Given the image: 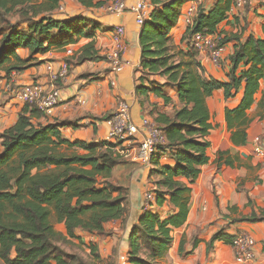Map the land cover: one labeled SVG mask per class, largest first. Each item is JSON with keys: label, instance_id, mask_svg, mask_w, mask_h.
<instances>
[{"label": "trees", "instance_id": "1", "mask_svg": "<svg viewBox=\"0 0 264 264\" xmlns=\"http://www.w3.org/2000/svg\"><path fill=\"white\" fill-rule=\"evenodd\" d=\"M60 1L0 0V71L6 75L20 71L30 65V56L51 47H65L80 37H92L101 28L96 20L80 15L54 19ZM77 1L84 7H102L108 0ZM150 1V18L139 33L142 84L136 91L162 95L163 86H171L177 92L180 107L170 115L158 113L153 120L167 140L160 152L168 151L175 162L173 168L156 169L155 205L168 200L178 211L165 218L152 210L139 215L129 235L126 264H158L172 243V228L185 222L191 189L178 178L192 183L201 165L208 162L211 126L206 98L215 89L222 88L225 97H230L243 87L239 105L226 111L228 127H235L232 141L243 143L249 122L247 109L264 76V37L250 35L241 42L237 35L218 31L234 0H216L207 12L199 9L182 35L185 42L196 31L217 33L220 45L236 40L228 56L225 82L205 75L197 51L171 46L170 30L177 24L185 0ZM21 47L29 51L28 58L19 57L17 49ZM104 57L92 40L79 48L73 61H65L69 65ZM240 65L244 68L237 72ZM149 75L165 76L166 82L143 84ZM35 114L37 107L25 103L15 122L0 132V264H86L60 243L66 236L75 237L76 229L104 234L105 223L125 215L127 190L108 180L112 169L124 162L120 153L124 149L119 141L71 142L62 136L61 128L73 123H41L34 120ZM157 157L151 164L157 165ZM233 221L264 222V206L258 213ZM54 222L63 223L66 233L57 230ZM234 236L219 230L208 246L215 239L229 244ZM88 247L91 257L99 260L96 247Z\"/></svg>", "mask_w": 264, "mask_h": 264}, {"label": "crops", "instance_id": "2", "mask_svg": "<svg viewBox=\"0 0 264 264\" xmlns=\"http://www.w3.org/2000/svg\"><path fill=\"white\" fill-rule=\"evenodd\" d=\"M138 1L142 0H125L128 9L120 14H112L103 7H84L77 0H61V8L53 13L54 19L66 20L80 15L96 20L101 28L95 30L92 37H80L74 43L65 47H51L42 54L29 57L26 48L17 49L20 58L29 57L30 65L8 75L0 71V132L15 122L24 106L14 93L18 86L37 82L48 88L51 83L50 75L62 72L65 60L70 58L73 61L79 48L92 40L98 54L105 56L114 48L113 30L117 25L124 27L125 50L122 58L128 64L123 70L112 71L106 56L104 59L70 63L66 66V72L55 82L60 89L59 104L49 112L37 109L38 114L34 115V120L41 123L71 122L74 125L61 128L64 138L71 142H99L107 139V120L115 111L119 100L129 103L131 119L138 126L144 117L155 119L158 113L170 115L179 108L177 92L171 86H163L162 95L136 91V87L142 84L139 80V33L142 26L136 23L135 13L130 10V6ZM145 1L152 10L151 1ZM215 2L216 0L183 2L177 24L170 30L171 46L174 50L184 49L186 46V42L182 41L186 29L183 21L185 7L195 3L196 12L199 9L207 12ZM263 16L264 0H246L242 7H232L217 28L222 35L234 34L239 37V41L245 42L250 35L264 37ZM235 43L236 40L224 43L225 50L218 63L207 57L206 52L198 53L207 77L221 82L227 80L230 67L228 56L233 52ZM68 48L71 53L66 52ZM243 68L244 65H240L237 72ZM149 81L163 84L166 77L149 75L143 84L147 85ZM242 95L243 87L230 97H225L224 90L219 88L206 98L211 126L207 135L210 142L207 149L209 159L206 164L201 165L199 175L192 183L184 177L178 178L191 189L186 219L179 227L172 228V243L158 264H238L234 260L230 243L215 239L208 246L213 234L219 230L231 235L247 233L252 236L256 242V264H264V222L233 221L234 218L249 215L253 211L258 213L264 206V158L254 150L258 145L264 151V76L259 80L253 102L247 109L249 122L244 129V142L237 144L231 139L235 127H228L226 111L236 108ZM119 144L125 152L124 162L112 169L108 180L126 188L127 212L123 217L105 223L104 234L76 229L75 237L66 236L72 243V248H81L88 256V246L94 245L99 255L98 264H107V261L122 264L126 260L132 226L144 210L157 212L161 218L178 211L168 200L160 206L155 205V199L148 209H144L145 193H155L157 187L155 182L159 175L156 169L160 166H175L169 152H160L157 165H145L127 157V154L135 152L138 137L120 140ZM60 224L62 228L58 230L65 234L64 224ZM63 249L71 252L69 248Z\"/></svg>", "mask_w": 264, "mask_h": 264}, {"label": "built area", "instance_id": "3", "mask_svg": "<svg viewBox=\"0 0 264 264\" xmlns=\"http://www.w3.org/2000/svg\"><path fill=\"white\" fill-rule=\"evenodd\" d=\"M245 3L246 0H234L233 7H242ZM59 7L61 8L60 3ZM102 7L112 14H120L128 9L125 0H108ZM130 10L135 13L136 23L139 26H142L150 18L152 11L151 6L145 0L133 4L130 6ZM195 14V3L185 7L183 21L186 27L192 24ZM123 36L124 27L121 25L115 26L113 30L114 48L105 55L111 70L114 72L122 71L123 67L128 64L122 58L125 50ZM219 37L217 33L196 31L188 37L186 47L198 53L206 52L207 57L218 63L225 50L224 44L220 45L218 42ZM66 52L71 53V49H66ZM66 66L67 63L65 62L62 72L50 75L51 83L48 88L37 82L26 83L14 90L15 96L24 104L28 103L43 112H49L59 104L60 89L55 85V82L66 72ZM111 84H114V81H111ZM107 123L109 124L106 139L108 142L115 143L120 140H129L131 137H138V146L135 152L130 155L127 154V157L139 164L150 165L153 158L159 155L160 149L167 143L164 132L153 119L142 118L140 126L133 123L130 115V105L126 100L117 102L115 111L108 118ZM115 149H118V147ZM254 150L259 156L264 158V151L260 146L256 145ZM120 153L125 155L123 150ZM154 199V191H147L144 195V209H148ZM255 243L254 238L247 233L235 234L230 246L233 249L236 263L256 264ZM122 264H126V260H123Z\"/></svg>", "mask_w": 264, "mask_h": 264}, {"label": "rangeland", "instance_id": "4", "mask_svg": "<svg viewBox=\"0 0 264 264\" xmlns=\"http://www.w3.org/2000/svg\"><path fill=\"white\" fill-rule=\"evenodd\" d=\"M54 227L57 230H58V228H62L61 224L58 222H54ZM60 244H61V246H63V248L71 249V253H75V254L79 255L80 257H82L84 259V261L86 262V264H98V262H99L98 260H92L91 256H93V255L90 253V249H89V255L90 256H88V254L83 249L81 250V248H72V243L69 242V240H67V239H64ZM107 264H112V262L107 261Z\"/></svg>", "mask_w": 264, "mask_h": 264}]
</instances>
